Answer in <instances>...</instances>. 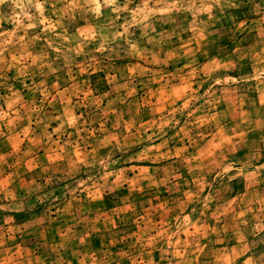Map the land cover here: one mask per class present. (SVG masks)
<instances>
[{"label": "rangeland", "instance_id": "rangeland-1", "mask_svg": "<svg viewBox=\"0 0 264 264\" xmlns=\"http://www.w3.org/2000/svg\"><path fill=\"white\" fill-rule=\"evenodd\" d=\"M0 264H264V0H0Z\"/></svg>", "mask_w": 264, "mask_h": 264}]
</instances>
